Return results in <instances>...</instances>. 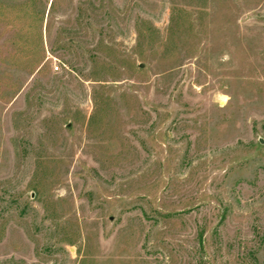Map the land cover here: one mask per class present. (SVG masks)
<instances>
[{
    "label": "rangeland",
    "instance_id": "rangeland-1",
    "mask_svg": "<svg viewBox=\"0 0 264 264\" xmlns=\"http://www.w3.org/2000/svg\"><path fill=\"white\" fill-rule=\"evenodd\" d=\"M0 264H264V0H0Z\"/></svg>",
    "mask_w": 264,
    "mask_h": 264
},
{
    "label": "built area",
    "instance_id": "built-area-1",
    "mask_svg": "<svg viewBox=\"0 0 264 264\" xmlns=\"http://www.w3.org/2000/svg\"><path fill=\"white\" fill-rule=\"evenodd\" d=\"M56 70H58V68L56 67Z\"/></svg>",
    "mask_w": 264,
    "mask_h": 264
}]
</instances>
